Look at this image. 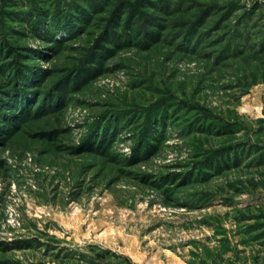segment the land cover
I'll use <instances>...</instances> for the list:
<instances>
[{"label": "rangeland", "instance_id": "1", "mask_svg": "<svg viewBox=\"0 0 264 264\" xmlns=\"http://www.w3.org/2000/svg\"><path fill=\"white\" fill-rule=\"evenodd\" d=\"M64 1L0 0V88L6 45L42 75L0 144V264H264V0L55 15ZM77 5L83 21L54 32Z\"/></svg>", "mask_w": 264, "mask_h": 264}, {"label": "trees", "instance_id": "2", "mask_svg": "<svg viewBox=\"0 0 264 264\" xmlns=\"http://www.w3.org/2000/svg\"><path fill=\"white\" fill-rule=\"evenodd\" d=\"M65 1L63 3L65 6L56 7L55 15L57 14V16H60L62 14H59V13H61L62 10H65V9L70 10V5L68 3H65ZM85 2L92 3L94 1L87 0ZM77 8L80 13L79 17L75 18L71 16L70 18H67V19L64 18L66 20L65 22H62L61 24H59V21L56 20V17L54 18V14H53V20L58 23L57 27L54 28V32L70 30V28L73 27V24H75V22L79 24V22L83 21V19L86 17L87 9L86 8L84 9L83 7H80V6H78ZM38 12L39 11H37V13ZM71 12H73V10H71L69 13ZM41 22L42 21L35 22L36 26H40ZM154 32L155 30H153L150 33L151 36L153 35L151 37L153 41H155L158 36V34L156 36ZM156 33H158V31H156ZM52 40H54L53 41L54 43L58 42V39L56 37H52ZM97 44H99V40L97 41ZM5 48H6L5 54H2L3 56L2 55L1 56L5 58H8L10 56L12 57L10 58V60L6 61L9 65L8 68H10L9 69V72H10L9 73L10 75L9 84L5 88H2V87L0 88V144H2L4 140L10 135V133L13 130H15V128L18 125H20L22 121L30 115L29 111H27V108L32 100L34 102V99L31 98V96L33 92H36L33 88H31V86L33 84H38L39 76H42L40 74L38 76L36 74L34 75L32 72L30 73L31 70L29 66L27 65L26 60H22L23 58L25 59V56L28 55V53L16 52L15 48L9 45H6ZM92 54L93 56L90 62L92 63V65H94L93 62H96V65H97L99 63L101 53L98 52L96 54L95 52H93ZM85 66L86 64H84V66L80 70L81 71L80 76L92 75L94 73L93 72L94 67L92 69L90 66L88 67H85ZM75 74H76V71L69 76L67 75V78L64 79L65 81L62 80L61 82L54 83L52 84L51 87H48L46 91L44 92V94L46 95V98L48 99L45 100V103H44V100L41 103H39L40 108H45V107L49 108L50 106H53V103L55 102L53 97H56L58 95L62 96L63 94L62 92L64 91L66 85L67 84L71 85L72 83H74V80L76 78L74 77ZM33 80L35 81V83ZM36 93L38 94L39 92H36ZM103 131L104 133H107L106 128H104ZM38 134L42 136L43 138L53 140V139H56L57 130L56 129L43 130V131H40ZM101 142H103V140L97 142L100 144L98 145L93 144L89 148L92 147L93 149H96L99 152H106V150L108 149V142L106 141L103 143Z\"/></svg>", "mask_w": 264, "mask_h": 264}]
</instances>
